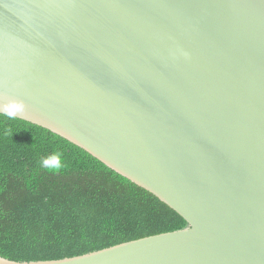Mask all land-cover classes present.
<instances>
[{
    "label": "water",
    "instance_id": "95a60500",
    "mask_svg": "<svg viewBox=\"0 0 264 264\" xmlns=\"http://www.w3.org/2000/svg\"><path fill=\"white\" fill-rule=\"evenodd\" d=\"M8 99L187 225L7 264H264V0H0Z\"/></svg>",
    "mask_w": 264,
    "mask_h": 264
},
{
    "label": "trees",
    "instance_id": "16d2710c",
    "mask_svg": "<svg viewBox=\"0 0 264 264\" xmlns=\"http://www.w3.org/2000/svg\"><path fill=\"white\" fill-rule=\"evenodd\" d=\"M54 151L65 165L59 172L41 166ZM186 225L154 194L79 146L0 116V255L61 259Z\"/></svg>",
    "mask_w": 264,
    "mask_h": 264
},
{
    "label": "clouds",
    "instance_id": "9594fccd",
    "mask_svg": "<svg viewBox=\"0 0 264 264\" xmlns=\"http://www.w3.org/2000/svg\"><path fill=\"white\" fill-rule=\"evenodd\" d=\"M185 55H187L185 53ZM26 112V104L20 99H8L4 103H0V116L6 117L9 120H15L19 114ZM35 147V145H33ZM41 166L49 172H59L65 165L62 160V153L60 151H54L51 155L45 157ZM7 255H0V264H7Z\"/></svg>",
    "mask_w": 264,
    "mask_h": 264
}]
</instances>
